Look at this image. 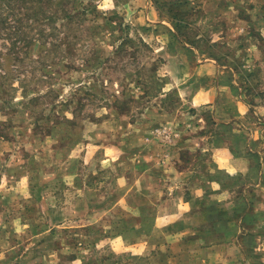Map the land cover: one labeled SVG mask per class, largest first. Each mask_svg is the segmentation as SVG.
<instances>
[{
	"label": "rangeland",
	"instance_id": "rangeland-1",
	"mask_svg": "<svg viewBox=\"0 0 264 264\" xmlns=\"http://www.w3.org/2000/svg\"><path fill=\"white\" fill-rule=\"evenodd\" d=\"M212 86L214 109L194 105ZM262 119L264 0H0V264H198L203 213L219 239L254 215ZM221 147L253 174H218L216 198L158 229L168 193L191 194L165 185L172 155L201 149L182 160L204 170Z\"/></svg>",
	"mask_w": 264,
	"mask_h": 264
},
{
	"label": "crops",
	"instance_id": "crops-1",
	"mask_svg": "<svg viewBox=\"0 0 264 264\" xmlns=\"http://www.w3.org/2000/svg\"><path fill=\"white\" fill-rule=\"evenodd\" d=\"M197 69L192 72L195 74ZM200 72V71H199ZM191 73V72H190ZM218 86H212L209 89H201V91L197 92L195 96H193L192 102L194 105H205L211 109H214L212 105L218 95ZM240 106H244L242 103L237 102ZM223 106V105H222ZM222 106L216 107L215 109H221ZM242 112L245 111L242 109ZM224 116V115H223ZM229 115L226 114L224 117H228ZM226 119H231L228 117ZM230 122V121H226ZM261 153H260V160L261 164L259 167V175L260 178L257 182L254 181H247L241 183L245 185L248 190L253 188V193H248L249 196L246 198H241L239 201H243L242 206L247 205L254 207V215L252 218L247 219V214H238L233 215L231 217L228 214L224 216L228 220L226 221L227 232L229 236L224 239H219V230L217 223L220 220L217 216H211L209 213L205 212L207 215L204 214V217H209V227L204 231L201 225H196L194 230V239L196 242L201 243V249L199 250L200 254V262L198 264H263L264 258H262L263 262H261V257L258 260H254L253 258L256 253H261L264 251V246H261V229L264 227V119L261 120ZM200 150L198 151H178L177 155H172L176 159V162L170 163L166 166L167 171L173 173L174 176L168 177L164 176L163 179L165 180V185H174L173 191L180 190L182 185L183 188L185 185H190L189 192L191 193L188 197H184L182 193H178L173 195L172 193H168V199L172 201L173 208L170 211H164L156 215L155 218V226L158 229H164L171 223H175L179 220H186L188 218V214L191 210V203L196 206H202V199L205 197L204 195H208L209 199L216 198V193L213 190L218 188V174L225 175L228 178L232 175H240L242 177L251 176L253 174L252 169V161L250 160L249 156H247V150L244 149L239 155H232L228 148L221 147L220 151L223 153H219V150L213 151L209 156H206L207 160L204 161L206 166L203 168L200 166V161L185 163V160H182L183 156L190 155L192 152L200 154ZM219 151V152H218ZM195 153V154H196ZM193 154V156L195 155ZM221 156L224 163H218L219 167L222 168V173L218 172V166L215 164V159L217 160ZM179 160V161H178ZM185 163L186 166H182L179 163ZM224 171V172H223ZM175 185H180L179 189L175 188ZM249 185H253V187H249ZM263 185V186H261ZM258 187V188H256ZM247 190V191H248ZM167 195V194H166ZM225 196V197H224ZM223 197H218L220 199L228 198L229 195H224ZM228 196V197H226ZM191 201V202H190ZM234 197H230L229 200L224 202L223 204L230 209L234 206ZM238 201V203H240ZM237 203V204H238ZM247 211V209H246ZM202 214V213H201ZM200 220H203L202 218ZM186 222V221H185ZM197 227V228H196ZM224 229V230H225ZM186 231H178L169 236H167V240H178L185 236L184 238L190 240V235H185ZM253 237L255 243H258L259 251L253 250L252 247L254 245H250L251 242L246 243V240ZM147 239V238H145ZM187 240V241H188ZM145 244H148V241H145ZM253 259H252V258Z\"/></svg>",
	"mask_w": 264,
	"mask_h": 264
},
{
	"label": "trees",
	"instance_id": "trees-1",
	"mask_svg": "<svg viewBox=\"0 0 264 264\" xmlns=\"http://www.w3.org/2000/svg\"><path fill=\"white\" fill-rule=\"evenodd\" d=\"M175 14L173 13V15L171 16V22L173 23V24H175L176 25V20H175Z\"/></svg>",
	"mask_w": 264,
	"mask_h": 264
}]
</instances>
